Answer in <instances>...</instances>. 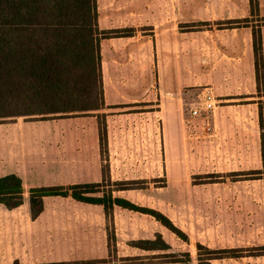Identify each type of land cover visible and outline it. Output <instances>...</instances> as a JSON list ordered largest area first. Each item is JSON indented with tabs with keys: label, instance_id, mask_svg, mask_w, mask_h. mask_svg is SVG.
Masks as SVG:
<instances>
[{
	"label": "rangeland",
	"instance_id": "1",
	"mask_svg": "<svg viewBox=\"0 0 264 264\" xmlns=\"http://www.w3.org/2000/svg\"><path fill=\"white\" fill-rule=\"evenodd\" d=\"M97 5L101 17L107 10L129 7L134 19H141L138 33L147 38L153 34L149 22L154 14L158 17L156 22L163 26V34L181 32L183 40L179 39L178 43L184 46L182 53L187 54L190 75H211V81L216 84L213 93L219 99L214 110L216 116H212L214 112L210 114L207 130L203 116L192 117L188 113L195 93L204 86L184 88L179 114L167 117L168 139L164 138L162 117L146 116L150 109L144 102L136 104L134 112H140L136 117L146 118V124L138 125L133 135L128 131L125 135L113 134L114 127L109 134L104 112L83 115L93 117L96 124L104 121L106 128L103 153L98 150L97 158L93 151V164L87 175L93 177L101 172L103 176L102 169L105 170L110 182L102 183L99 188L102 191H108L115 181H134V186L141 188L123 191L121 195L140 206L159 210L186 236L174 234L149 215L120 210L111 222L115 236L107 264H177L168 256L183 260L185 253L190 256V264H198L197 253L202 261L208 254L203 248L198 250L197 244L217 250L244 249L240 252L242 257L218 258L211 264H264V249L260 248L264 246V172L259 176L230 175L236 171H264L256 102H264V87L257 90L253 65L252 78L249 77L251 25H261L264 56V0H258V11L253 14L248 0H99ZM241 18H248L249 22L238 27L218 25L219 21ZM180 52H176L179 61ZM147 53H142V60L152 61V52ZM171 53L175 54L167 52ZM75 115L57 116L53 119L63 121L40 129L29 127V133L44 137L63 134L66 138L59 142L64 148L55 149H60L62 157L67 159L74 131L69 130L68 124ZM9 121L12 120L0 123ZM115 147H118L116 152ZM32 182L46 185L45 181ZM45 218L46 236L54 235L50 212H46ZM78 226L83 229V222L74 221L69 229L77 232ZM156 234L168 244L167 250L141 252L128 245L132 239H154ZM127 257L130 260H125Z\"/></svg>",
	"mask_w": 264,
	"mask_h": 264
},
{
	"label": "crops",
	"instance_id": "2",
	"mask_svg": "<svg viewBox=\"0 0 264 264\" xmlns=\"http://www.w3.org/2000/svg\"><path fill=\"white\" fill-rule=\"evenodd\" d=\"M96 2L99 4V0ZM129 11V7L120 11L111 9L101 17L97 5L99 29H135L130 36L100 39L104 106L97 112L106 114L105 122L109 134L111 127H114L113 134L121 132L125 135V131H128L133 135L132 132L138 125L146 124V118L139 120L136 115L140 112H134L136 104L144 102L150 109L146 116L162 117L164 138L168 139L170 125L167 117L179 114L182 90L195 85L209 86L214 90L216 84L211 81V75H190L187 54L182 53V42L178 43L179 39L183 40L181 32L177 31L174 35L163 34V26L156 22L158 17L154 14L149 22L150 26H153V34L147 38L146 35L138 33L140 17L135 20L133 13ZM148 51L152 52V61L149 58L142 60V53ZM168 51L175 54H167ZM177 51H181L180 61L177 59ZM252 58L253 52L249 53L251 78ZM95 112L80 113L69 120V130L73 129L74 134L70 136L67 159L60 153L64 144L59 141L66 138L63 134L62 137L58 134H47L44 137L38 133L30 134L28 130L32 126L40 129L43 125L63 120L15 117L12 121L0 123V177L7 174L17 175L21 179L23 189V202L20 205L7 208L0 204V264H46V261L76 262L109 257L108 232L115 236L111 223L113 216L115 218L117 212L128 209L113 205L108 220L100 204L79 202L70 196H45L42 211L33 218L28 203L29 189L40 187L32 181H45L46 185L42 186H68L101 181V172H96L93 177L87 175L88 168L93 164V151H96L95 155L99 158L100 145L96 120L83 115ZM214 115L216 116L215 112L212 116ZM71 123H74L73 126ZM129 135L127 134V137L130 138ZM117 150L118 147H115L114 152ZM165 160L167 161V156ZM128 190H113L112 196L127 199L121 192ZM52 205L53 209H50ZM46 212H50L54 235L46 236ZM74 221L83 222V229L80 226L77 232L69 229Z\"/></svg>",
	"mask_w": 264,
	"mask_h": 264
},
{
	"label": "trees",
	"instance_id": "3",
	"mask_svg": "<svg viewBox=\"0 0 264 264\" xmlns=\"http://www.w3.org/2000/svg\"><path fill=\"white\" fill-rule=\"evenodd\" d=\"M248 1L250 14L257 12L258 0ZM97 18L96 0H0V122L15 117L53 119L57 116L94 112L103 108L100 39L130 36L135 29L130 27L101 30ZM248 22V18L230 19L219 21L218 25L238 27L240 23ZM260 26H250L254 81L257 90L264 87V56ZM256 102L260 154L264 169V102ZM97 127L99 145L103 153L106 140L105 122H98ZM102 172L100 182L30 188L28 203L31 217H36L42 211L43 197L70 196L79 202L102 205L108 220L113 205H117L148 214L169 231L186 238L184 233L159 210L112 196L113 190L141 188L134 186V181H115L110 184L108 191L100 190L103 182H110L109 178L106 179L104 169ZM262 172L264 171L256 169L249 172L236 171L230 175L250 173L259 176ZM22 202L21 179L15 174L1 176L0 204L14 208ZM112 239L113 234L108 232L110 251ZM128 245L147 252L164 251L169 248L160 234H156L154 239L131 240ZM196 247L198 250L203 248L208 254L202 261L198 252V264H211L212 260L218 258L244 256L240 253L244 251L242 248L217 250L201 244H197ZM260 248L264 249V246ZM168 257L171 258V262L177 264L191 263L188 253H185L183 260L179 257L172 259V255ZM107 259L47 264H107ZM125 260H130V257Z\"/></svg>",
	"mask_w": 264,
	"mask_h": 264
},
{
	"label": "built area",
	"instance_id": "4",
	"mask_svg": "<svg viewBox=\"0 0 264 264\" xmlns=\"http://www.w3.org/2000/svg\"><path fill=\"white\" fill-rule=\"evenodd\" d=\"M195 94V101L188 109V113L192 117L203 116L207 124V130H209V117L210 114H212L217 108L219 99H217V97L213 93V90L209 86H204Z\"/></svg>",
	"mask_w": 264,
	"mask_h": 264
}]
</instances>
